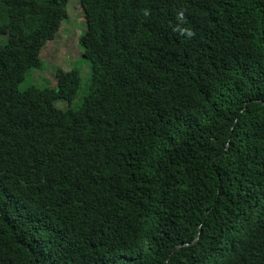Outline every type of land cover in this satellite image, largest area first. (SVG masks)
<instances>
[{
	"label": "trees",
	"instance_id": "trees-1",
	"mask_svg": "<svg viewBox=\"0 0 264 264\" xmlns=\"http://www.w3.org/2000/svg\"><path fill=\"white\" fill-rule=\"evenodd\" d=\"M68 2L0 0V264H264V0H79L76 110Z\"/></svg>",
	"mask_w": 264,
	"mask_h": 264
},
{
	"label": "rangeland",
	"instance_id": "rangeland-1",
	"mask_svg": "<svg viewBox=\"0 0 264 264\" xmlns=\"http://www.w3.org/2000/svg\"><path fill=\"white\" fill-rule=\"evenodd\" d=\"M79 0H69L66 18L61 23L55 38L49 41L38 55V67L26 71L24 80L18 85L19 91L29 86L54 87L58 69L68 71L75 68L80 71L82 84L78 96L70 103L58 102L60 109L76 110L81 98L87 93L89 83V62L83 55L81 41L86 38V25ZM1 41V38H0ZM91 63V62H90Z\"/></svg>",
	"mask_w": 264,
	"mask_h": 264
}]
</instances>
